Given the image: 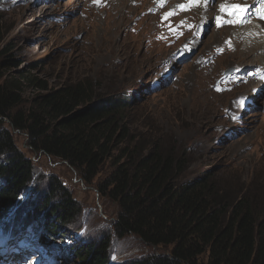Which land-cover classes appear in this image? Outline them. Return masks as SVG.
<instances>
[{
    "label": "rangeland",
    "instance_id": "obj_1",
    "mask_svg": "<svg viewBox=\"0 0 264 264\" xmlns=\"http://www.w3.org/2000/svg\"><path fill=\"white\" fill-rule=\"evenodd\" d=\"M91 2L0 0V69L9 83L18 85L23 108H29L38 95L45 94L42 87L51 91L62 85L96 83L102 95L133 102L129 112L132 144L145 141L186 155L189 166L181 179L183 183L211 172L219 185L236 197L252 194L264 198V82L218 92L245 75L240 66L246 63L234 62L253 59L246 56L242 60L236 53L226 58L215 50L210 62H217L212 68L194 66L196 58L212 44L214 24L209 22L202 45L174 58L166 67L163 59L170 52L167 49L182 45L186 32L177 39L171 35L174 25L167 24L162 34L153 33L154 20L144 16L147 1L136 13L127 3L117 5L113 11L109 5L98 3L93 11ZM236 5L244 7L241 2ZM178 7L176 4L174 8ZM217 8L218 1L209 10L215 12ZM85 13L96 17L85 20ZM104 28L115 32L110 31L109 41L102 45ZM226 74L230 76L221 82ZM255 87L258 90L254 91ZM244 94L249 95L250 102L230 120L227 111L238 112L239 106L233 105V100L242 99ZM3 131L13 138L18 152L35 165L33 183L22 197L30 198L29 203L32 198L48 196L52 181L60 180L80 202L82 211L73 223L62 226L64 240L48 242L51 247L26 252L8 239L0 247V264L8 260L11 264H74L68 256H60L62 247L96 244L107 236L111 237V264L161 251L134 236L120 238L115 233L118 208L100 196L97 181L87 186L67 163L33 153L27 134L14 130L5 120L0 122V133ZM8 156L0 155V162H6ZM57 202L56 199L54 203ZM4 225L0 223L2 235ZM52 251L59 259L52 257Z\"/></svg>",
    "mask_w": 264,
    "mask_h": 264
},
{
    "label": "trees",
    "instance_id": "obj_2",
    "mask_svg": "<svg viewBox=\"0 0 264 264\" xmlns=\"http://www.w3.org/2000/svg\"><path fill=\"white\" fill-rule=\"evenodd\" d=\"M19 90L0 69V122L26 133L33 153L67 163L85 185L97 181L100 196L118 208L114 231L120 238L134 236L161 250L122 264H264V198L236 197L211 172L183 183L186 155L162 144H132L128 98L102 95L96 83L80 82L42 87L45 94L23 108ZM3 154L9 156L0 162V220H8L7 230L30 233L40 244L64 240L62 230L81 214L80 202L53 180L48 196L28 203L22 195L33 183V161L4 131ZM110 239L64 246L61 256L74 264H111Z\"/></svg>",
    "mask_w": 264,
    "mask_h": 264
},
{
    "label": "bare ground",
    "instance_id": "obj_3",
    "mask_svg": "<svg viewBox=\"0 0 264 264\" xmlns=\"http://www.w3.org/2000/svg\"><path fill=\"white\" fill-rule=\"evenodd\" d=\"M144 1L149 3L147 11L144 16L148 19H153L152 32L162 34L163 26L170 24L174 25V29L171 31V35L177 39L182 37L186 32V37L182 38V45H175L170 50L169 56L167 55L163 59V64L166 67H170L173 63L174 58L178 56H183L186 52L202 45V39L207 29V24L209 22L214 24L213 33L210 35L212 44L207 48L201 55H199L193 62V65L201 69L212 68L217 61L210 62V57L214 54V51L220 52L222 56L230 57L232 54H241L242 60L248 56L253 60L234 62L237 65L246 63L240 66V71L245 75L243 78L238 79L235 83L230 85L225 91H218L220 93L226 92L233 89L236 86H250L254 83L264 82V20L257 17V11L264 8V0H217L218 8L215 12H211L209 8L212 7V3L205 5L203 0L199 6L189 7L188 10L183 11L178 8H174L176 4L187 6L186 0H170L172 4L167 3V0H99L98 3L109 5L113 10H115L117 5L127 3L129 7L133 8L136 13ZM241 2L242 5L247 9L246 15L242 18L244 22H239L235 15H229L227 9ZM96 0H92L91 6L93 11H95L94 6L98 4ZM221 5L224 6L225 11H221ZM40 8L43 12L45 9ZM216 9V7L214 6ZM35 11V10H34ZM37 11H39L37 9ZM170 12H174V15H166ZM96 17L93 13H85L83 18L85 20L93 19ZM220 17L224 23L219 27L217 26L216 18ZM237 21V22H232ZM115 28L116 25L114 24ZM191 26V27H189ZM110 31L115 32V29H103V41H100L102 45L106 44L110 39ZM113 35V34H112ZM100 40V39H99ZM102 40V39H101ZM186 44V45H185ZM185 45V46H184ZM248 59V58H247ZM153 60L151 62L154 65ZM255 61V62H254ZM252 63V65H247V63ZM219 72V70H218ZM189 77V76H188ZM256 88V87H255ZM258 90L257 88L254 90ZM257 95V94H256ZM244 105L250 102V97L248 94H244ZM237 100H233V105ZM232 105V106H233ZM238 112H232L231 109L227 111V118L230 120L235 119L242 108L239 105Z\"/></svg>",
    "mask_w": 264,
    "mask_h": 264
},
{
    "label": "snow or ice",
    "instance_id": "obj_4",
    "mask_svg": "<svg viewBox=\"0 0 264 264\" xmlns=\"http://www.w3.org/2000/svg\"><path fill=\"white\" fill-rule=\"evenodd\" d=\"M96 2L98 3L99 0H96ZM161 3H162V0H161ZM201 3V0H189V3L187 6L185 5H180V9L183 10V11H186L188 10L189 7H195V6H199ZM203 3L205 5H207L209 3V0H203ZM221 11H225V8L223 5H221ZM227 11L229 12V15H235L237 17V20L239 22H244L243 21V17L246 15L247 13V9L245 7H241L239 5H234L232 6L230 9H227ZM175 13L174 12H170L166 15L165 19H167L168 16H171V15H174ZM257 17L259 19H262L264 20V8H261L257 11ZM216 22H217V26L219 27L222 23H224V21L221 20L220 17H217L216 18ZM232 22H237V21H232ZM191 27V26H189ZM236 103H238L239 105H243L244 104V99H238L236 101Z\"/></svg>",
    "mask_w": 264,
    "mask_h": 264
},
{
    "label": "water",
    "instance_id": "obj_5",
    "mask_svg": "<svg viewBox=\"0 0 264 264\" xmlns=\"http://www.w3.org/2000/svg\"><path fill=\"white\" fill-rule=\"evenodd\" d=\"M229 76V74L225 75L224 79L227 78Z\"/></svg>",
    "mask_w": 264,
    "mask_h": 264
}]
</instances>
